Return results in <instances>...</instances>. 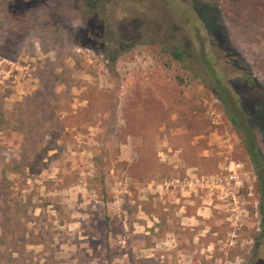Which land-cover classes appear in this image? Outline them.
I'll list each match as a JSON object with an SVG mask.
<instances>
[{
  "label": "rangeland",
  "instance_id": "1",
  "mask_svg": "<svg viewBox=\"0 0 264 264\" xmlns=\"http://www.w3.org/2000/svg\"><path fill=\"white\" fill-rule=\"evenodd\" d=\"M0 107V264H264V0H0Z\"/></svg>",
  "mask_w": 264,
  "mask_h": 264
},
{
  "label": "built area",
  "instance_id": "2",
  "mask_svg": "<svg viewBox=\"0 0 264 264\" xmlns=\"http://www.w3.org/2000/svg\"><path fill=\"white\" fill-rule=\"evenodd\" d=\"M223 172L215 174L210 177H202V183H205L208 188L211 189H225L233 184L239 186L242 183V176L244 174V165L239 162H231ZM185 184H186V180Z\"/></svg>",
  "mask_w": 264,
  "mask_h": 264
},
{
  "label": "trees",
  "instance_id": "3",
  "mask_svg": "<svg viewBox=\"0 0 264 264\" xmlns=\"http://www.w3.org/2000/svg\"><path fill=\"white\" fill-rule=\"evenodd\" d=\"M176 59H181V54L178 51H171L170 52ZM245 82L249 84H254L256 82L251 76L245 77ZM236 123V121H235ZM7 124V120L5 119L4 113L0 107V129L3 128ZM248 125V124H247ZM251 129V128H250ZM250 139L245 143V150L246 153L253 164L256 170H263L264 169V159L259 153L256 143L251 138V133H249ZM263 208V206H262Z\"/></svg>",
  "mask_w": 264,
  "mask_h": 264
},
{
  "label": "flooded vegetation",
  "instance_id": "4",
  "mask_svg": "<svg viewBox=\"0 0 264 264\" xmlns=\"http://www.w3.org/2000/svg\"><path fill=\"white\" fill-rule=\"evenodd\" d=\"M139 24H141V22L139 21L138 24H136V28L139 26Z\"/></svg>",
  "mask_w": 264,
  "mask_h": 264
}]
</instances>
